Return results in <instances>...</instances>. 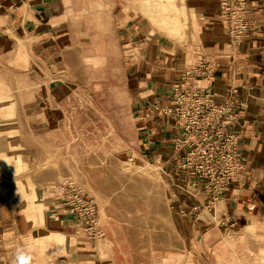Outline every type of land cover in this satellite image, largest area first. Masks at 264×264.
I'll list each match as a JSON object with an SVG mask.
<instances>
[{
	"label": "crops",
	"instance_id": "crops-1",
	"mask_svg": "<svg viewBox=\"0 0 264 264\" xmlns=\"http://www.w3.org/2000/svg\"><path fill=\"white\" fill-rule=\"evenodd\" d=\"M186 3L193 42H200L198 51L164 45L155 39L135 41L133 38L132 42L141 43L140 50L143 48L144 51L140 59L135 62L131 60L128 65L131 67L126 68L125 72L128 93L132 94L131 117L134 118L125 119L129 125L126 132L133 134L134 138L129 137L131 135L127 138L136 142H126L124 152L132 156V161L139 159L156 166L162 179L159 184L162 182L166 186H163V194L162 190L159 196L154 197L141 194L139 201L126 196L124 199L128 198L129 201L124 200V204H130L122 211L115 210L120 208L116 202L109 201L110 206L105 207L104 248L100 249L99 243L76 240L77 259L72 264H230L232 259L227 253V245L223 250V244L213 238L219 233L210 224L213 218L218 217L223 221L234 220V226L239 223V239L249 234L247 243L252 244L259 254L264 251V0H249V18L253 25L248 38L240 46L232 45L228 32L218 20V0H186ZM192 11L197 15V21ZM71 14V0H0V29L7 28L6 33L1 34L4 37L0 38V48L4 49L10 42L20 45L52 41L63 51V43H72L77 36L80 40L83 33ZM146 46L153 48L148 50ZM66 47L70 48L69 45ZM19 49L22 50V46ZM129 56L136 55L130 53ZM199 61L215 67L211 88L218 102L230 97L231 88L237 90L239 121L235 130L239 133L242 154L251 172L245 182L232 189L235 195L232 191H226L215 200L203 191L188 197L177 190L176 185H187L200 177L195 172L180 168L189 149L175 148L174 140L181 136L176 119L167 118L159 111L171 103L168 93L188 64ZM9 118L5 121L3 116L0 125L13 123L14 131L17 128L18 131L14 132L12 139H8L4 138L6 133L0 127V143L11 142L18 147L28 148V152L26 157L20 154L22 168L0 163V170L13 173L25 171L37 153L31 141L20 133L16 115ZM114 182L116 189L121 187L120 183ZM146 182L145 190H148L149 182ZM22 183L27 185L28 197L22 198L13 191ZM249 186L257 193L236 195ZM38 190L42 197V187L35 185L30 178H24L12 187L14 194L20 196L24 203L38 201ZM123 194V190L121 193L119 191V194H114V199ZM216 206H220L219 211ZM210 208L214 209V213L208 210ZM43 210L44 207H41L39 213L26 212L28 224H23L19 216L5 214L0 205V256L5 264H39L22 245V237L34 236L40 230V238H45L39 241L42 247L52 246L50 238L53 235H56L59 246H73L69 235L78 231L76 219L65 215L61 222H57L48 218L47 214L44 216ZM117 219L122 222L117 223ZM153 220L159 221L158 226L147 227L150 224H144ZM252 222L254 229L250 231L248 227ZM40 223L43 225L32 227ZM7 230L9 232L5 234ZM47 241H50L49 245ZM214 248L215 253L212 251ZM243 256L244 251L238 253L237 263L240 264L239 259Z\"/></svg>",
	"mask_w": 264,
	"mask_h": 264
},
{
	"label": "rangeland",
	"instance_id": "rangeland-1",
	"mask_svg": "<svg viewBox=\"0 0 264 264\" xmlns=\"http://www.w3.org/2000/svg\"><path fill=\"white\" fill-rule=\"evenodd\" d=\"M71 1V15L83 31L80 40L77 36L73 38L74 42L63 43V51L52 41L47 44L27 42L20 45L10 42L4 49L0 48V119L15 114L20 133L31 141L37 153L25 171L13 173L0 170V205L5 214L19 216L23 224H28L26 212L39 213L41 207H44V216L47 214L48 218L61 222L66 211L59 205L60 186L75 182L96 202L100 225L105 233V207L110 206L109 201L116 202L120 209L115 210L122 211L130 204H124V200L129 201L124 197H131L134 201L137 198L139 201L141 194L159 196L160 190L163 194L165 186L162 182L159 184L162 179L156 166L139 159L132 161V156L124 152L126 142H136L131 139L133 134L126 132L129 125L125 119L134 118L131 117L132 94L128 93L125 72L126 68L131 67L128 65L140 59L144 51L143 48L140 50L141 43H133L132 39H155L164 45H177L188 51H198L200 42H193L194 35L191 36L190 32L186 41H176L163 34L132 0ZM179 1L187 8L186 0ZM98 15L103 20H111L109 28L99 26ZM6 29H0V38L4 37L1 34L6 33ZM68 45L70 48L66 47ZM146 47L148 50L153 48ZM130 53L136 56H129ZM3 131L6 133L4 138L12 139L18 128L14 131L3 127ZM127 136L131 137L130 140ZM24 178H30L35 185L42 187L40 201L24 203L20 196L14 194L13 185ZM114 180L120 183V188L116 189ZM146 181L149 182L148 190H145ZM237 185H231L227 191L235 195L232 189H236ZM250 186L236 195H254ZM121 189L124 194L114 199V194L121 193ZM224 193L226 191L219 196ZM217 209L219 211L220 206H216ZM208 210L214 213V209ZM234 222L232 219L223 221L218 217L213 218L210 224L219 233L212 235L213 238L223 244V250L224 245H227V253L232 259L230 264H239L237 255L243 251L240 264L248 260L245 264H264V251L259 254L252 244L247 243L249 234L241 236L240 240L237 233L241 228L239 223L234 226ZM144 224H150L147 227L158 226L159 221ZM42 225L31 226L37 228ZM77 229L79 233L74 231L69 235L73 245L70 248L66 244L59 246L56 235L50 238L52 246L47 241L49 247H42L39 241L45 238H40L41 230L35 232L34 236H23L22 245L39 264L76 262V240L96 245L99 243L98 247L104 248L102 243L105 235L92 241ZM248 229H254L253 222ZM8 232L5 231V234ZM212 251L215 253L216 248Z\"/></svg>",
	"mask_w": 264,
	"mask_h": 264
},
{
	"label": "built area",
	"instance_id": "built-area-1",
	"mask_svg": "<svg viewBox=\"0 0 264 264\" xmlns=\"http://www.w3.org/2000/svg\"><path fill=\"white\" fill-rule=\"evenodd\" d=\"M218 1V20L228 32L232 45L240 46L248 38L253 25L249 18V0ZM214 74L215 67L206 66L204 61L188 64L168 93L171 103L159 109L161 115L176 119L181 131V136L174 140L175 148L189 149L180 168L200 177L190 184L176 185L177 190L188 197L203 191L213 200L231 185L245 182L250 175L240 147L239 133L235 130L239 121L237 90L231 88L230 97L218 102L211 88ZM59 202L65 214L76 219L77 228L90 240L105 235L96 202L78 183L62 184ZM0 264H5L1 256Z\"/></svg>",
	"mask_w": 264,
	"mask_h": 264
},
{
	"label": "bare ground",
	"instance_id": "bare-ground-1",
	"mask_svg": "<svg viewBox=\"0 0 264 264\" xmlns=\"http://www.w3.org/2000/svg\"><path fill=\"white\" fill-rule=\"evenodd\" d=\"M133 3L139 8L142 14L147 16L155 26L163 33L170 36L173 40L180 41L181 39L187 40L188 33L190 31L189 19L190 13L188 6L187 8L182 5L179 0H132ZM100 6L102 3L98 2ZM192 10V9H191ZM191 14L194 17V20L197 21V15L192 11ZM104 15V14H103ZM99 20V26L109 28L110 19L103 20L101 15L97 16ZM3 20V19H2ZM4 21V20H3ZM185 21V22H184ZM6 23V22H4ZM197 22H195V27ZM189 41V40H188ZM188 43V42H187ZM186 43V44H187ZM10 116H4L5 121ZM3 127H7L8 130H13L14 124L7 123L3 124ZM28 152V148L18 147L17 145L12 144L11 142L0 143V163L13 165L16 169L23 167V162L20 158V154H23L25 157ZM15 157V158H11ZM15 193H18L22 198L27 196V185L22 183L13 188ZM38 199L40 200V191L38 190ZM261 232V231H260Z\"/></svg>",
	"mask_w": 264,
	"mask_h": 264
}]
</instances>
